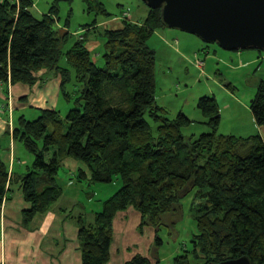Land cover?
Listing matches in <instances>:
<instances>
[{
  "label": "trees",
  "instance_id": "16d2710c",
  "mask_svg": "<svg viewBox=\"0 0 264 264\" xmlns=\"http://www.w3.org/2000/svg\"><path fill=\"white\" fill-rule=\"evenodd\" d=\"M85 1L89 13L110 16L100 0ZM33 7L32 0H0V93L10 85L34 86L39 72L55 70L62 77L61 95L73 109L65 118L57 110L42 109L33 121L25 116L16 121L13 139L34 157L21 180L30 204L23 221L48 213L61 199L64 187L58 175L72 159L83 165L79 182L120 184L93 223L79 217L83 264H109L115 218L130 208L142 215L141 232L154 227L155 243L162 246L163 217L193 193V248L172 264L244 256L264 264V137L218 136L221 116L215 98L199 102L210 126L199 137L184 134L193 124L184 113L170 118L158 104L157 55L149 40L167 28L161 10L148 8L145 21L135 22L124 9L118 17L121 28L97 31L98 25H88L65 51L71 34L59 29L54 8L39 19ZM128 11L130 17H124ZM88 36L104 41L97 60L87 46ZM251 111L264 129V80ZM10 136L8 132L6 138ZM3 145L0 138V218L13 178ZM126 264L151 260L138 255Z\"/></svg>",
  "mask_w": 264,
  "mask_h": 264
},
{
  "label": "rangeland",
  "instance_id": "374dc122",
  "mask_svg": "<svg viewBox=\"0 0 264 264\" xmlns=\"http://www.w3.org/2000/svg\"><path fill=\"white\" fill-rule=\"evenodd\" d=\"M32 1V12L39 19L54 8L59 29L71 34L64 44L65 51L72 47L83 34L81 30L88 25L113 21L120 17L124 9L130 10L131 20L135 22H144L149 13L147 5L141 0H100L110 16L89 13L85 0ZM119 23L121 25L122 22ZM102 28L103 25L99 26L97 31L103 30ZM93 38H90L89 43L94 41ZM149 46L157 55V102L167 109L170 118H177L180 113H184L193 122L191 127L184 130L186 136L199 137L210 131L209 119L198 107L200 100L205 97L215 98L219 106L221 122L218 136L249 138L263 134L262 128L254 120L251 102L260 82L264 80V51L251 49L229 52L218 44H207L192 34L170 28L156 31L149 40ZM102 50L103 46L96 52ZM196 57L204 61V64H196ZM70 85L71 83L68 84L69 91H73L74 88ZM55 103V110L64 118L73 109V105L63 96ZM23 115L30 121L37 117L31 108L17 111L16 117ZM21 152L29 158V166L32 168L34 157L23 149ZM69 169L63 167L59 172L58 178L64 187V194L56 205L66 208V216L82 217L86 224L92 223L95 213L101 210L102 203L119 191L120 184L92 185L89 180L79 182L78 173L74 177L65 174L70 173ZM194 195L190 194L177 206L175 212L163 217L164 223L159 231L162 246L153 243L152 246L148 244V247H138L137 250L132 247L129 248L132 252H124L125 257L121 254L122 258H116L120 253L116 251L114 263L126 264L140 254L150 259L151 264H172L175 257L182 255L184 251H191L196 233ZM127 211L137 212L134 208ZM140 217L142 219L141 214ZM119 222H125L122 215H118L117 228L120 226ZM147 238L149 242L151 235L148 234ZM117 246L121 245L117 243ZM125 259L128 260L125 262Z\"/></svg>",
  "mask_w": 264,
  "mask_h": 264
},
{
  "label": "crops",
  "instance_id": "0c3cea01",
  "mask_svg": "<svg viewBox=\"0 0 264 264\" xmlns=\"http://www.w3.org/2000/svg\"><path fill=\"white\" fill-rule=\"evenodd\" d=\"M120 21L116 18L113 21L100 22L98 26L119 29L122 27ZM81 31L83 34L79 37L80 39L85 34L84 30ZM90 38L92 37L88 36L87 46L93 52L94 59L97 60L101 52L96 51L102 47L104 41L102 38L94 37V41L89 43ZM36 76L38 82L34 86L10 85L0 93V138L4 144L3 159L13 174L9 185L8 201L0 218V264H83L79 240V217H72L68 214L66 216L64 213L66 208L54 205L48 213L36 215L30 223L23 221V213L30 209V204L25 200L21 180L31 167L29 158L21 152L22 149L25 152L27 150L13 139V131L18 119L16 114L19 110L26 111L31 108L35 111L34 116L38 117L42 109L55 110V101L60 96L62 97V77L55 70H42ZM262 130L263 134L259 135L264 137V129ZM8 132H10V138H6ZM63 167H69L70 173L65 174L74 177L83 165L69 159L65 161ZM135 213L130 211L118 213L125 219V222H119L118 228V215L116 216L109 264H115L114 253L116 251L120 252L116 258H122V256L125 257L123 255L125 251L127 254L129 251L132 252L129 248L134 247L133 250H137L138 247L144 248L148 247V244L152 246L155 243L156 229L147 227L141 232L142 219L139 213ZM148 234L151 235L149 242ZM117 243L121 246H117ZM127 260L125 259V262Z\"/></svg>",
  "mask_w": 264,
  "mask_h": 264
},
{
  "label": "water",
  "instance_id": "95a60500",
  "mask_svg": "<svg viewBox=\"0 0 264 264\" xmlns=\"http://www.w3.org/2000/svg\"><path fill=\"white\" fill-rule=\"evenodd\" d=\"M161 10L167 28L225 51H264V0H141ZM211 264H253L247 256Z\"/></svg>",
  "mask_w": 264,
  "mask_h": 264
},
{
  "label": "built area",
  "instance_id": "2783aa9c",
  "mask_svg": "<svg viewBox=\"0 0 264 264\" xmlns=\"http://www.w3.org/2000/svg\"><path fill=\"white\" fill-rule=\"evenodd\" d=\"M124 17H130V15H129V11L128 12H126L125 14H124ZM196 64L198 63V64H204V61H202V60H200L199 58H197L196 57Z\"/></svg>",
  "mask_w": 264,
  "mask_h": 264
}]
</instances>
